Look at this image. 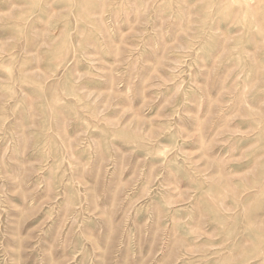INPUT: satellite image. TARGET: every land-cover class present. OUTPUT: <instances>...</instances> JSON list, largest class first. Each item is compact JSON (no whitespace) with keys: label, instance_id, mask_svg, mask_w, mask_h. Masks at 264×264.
<instances>
[{"label":"rangeland","instance_id":"1","mask_svg":"<svg viewBox=\"0 0 264 264\" xmlns=\"http://www.w3.org/2000/svg\"><path fill=\"white\" fill-rule=\"evenodd\" d=\"M0 264H264V0H0Z\"/></svg>","mask_w":264,"mask_h":264},{"label":"clouds","instance_id":"2","mask_svg":"<svg viewBox=\"0 0 264 264\" xmlns=\"http://www.w3.org/2000/svg\"><path fill=\"white\" fill-rule=\"evenodd\" d=\"M124 147H125V148H127L128 146H127V145H125Z\"/></svg>","mask_w":264,"mask_h":264}]
</instances>
